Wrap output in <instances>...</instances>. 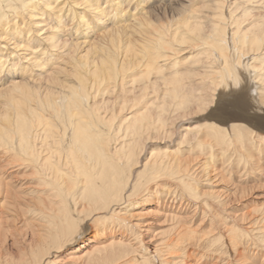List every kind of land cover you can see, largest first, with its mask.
I'll use <instances>...</instances> for the list:
<instances>
[{"label":"bare ground","instance_id":"1","mask_svg":"<svg viewBox=\"0 0 264 264\" xmlns=\"http://www.w3.org/2000/svg\"><path fill=\"white\" fill-rule=\"evenodd\" d=\"M158 1L0 0V264L264 263V208L213 216L219 172L182 156L194 107L197 147L264 149V0Z\"/></svg>","mask_w":264,"mask_h":264},{"label":"rangeland","instance_id":"2","mask_svg":"<svg viewBox=\"0 0 264 264\" xmlns=\"http://www.w3.org/2000/svg\"><path fill=\"white\" fill-rule=\"evenodd\" d=\"M154 1L155 0H151V3H153ZM160 1H163V5H167V4L170 3L169 0H160ZM160 1L155 3L156 6L159 4ZM175 3H177V2H175ZM174 5L176 6V4H174ZM156 6H153L151 4L149 7L153 8L154 10H156ZM168 13H169V11H168ZM159 17L163 18L162 26H166V25L170 24V21L173 20V18H177V16H172L171 14L160 15ZM155 19L153 20L154 23L159 24L158 21H156ZM19 80L23 81V78L20 77ZM246 90H245V95L246 96H251V91H248V89H246ZM252 98H253V96H252ZM258 98H259V96L258 97L255 96L254 97L255 101H252L253 102L252 104L260 105ZM215 102H216V100H215ZM189 112H191V113H189ZM203 114L204 113L202 112L201 108L196 109L195 107L192 108L191 110H189L188 112H186L184 118H187V122H186V124L184 126H190L191 127L192 125H195V127H194L193 131L190 134H188L190 137H188V135H186V137L184 139H182V149L185 150V151H183L184 154H182V156H187L190 159H194V160L196 159V161H199L200 163L202 162L203 167L205 168L204 169L205 172H206L205 174H208V175L210 174V176H212V175L217 174L219 172V177H220L219 179H221V182H217V185H215L216 183L215 184H209V185H205L204 183H202V184L199 183V185H197L198 183L196 184V182L193 183V185L195 184L194 185L195 189L198 191L199 195L203 196V198L206 197V193L209 192L207 190L210 189V195H211L210 198H209L210 204H215L214 199H215V194H216L215 193L216 188H218V189H224L225 188L224 189V195H223V197H220L219 200H221L222 202H226V204H223V206H221L220 208L217 207L212 212V215L215 216V215L220 214V213L221 214H227L231 218V220H233L232 224H230V225H233L238 230H242V228H244V226L242 225V223L240 221L235 220V217H236L235 214L236 215L237 214H243L245 212L247 213L248 211L257 210V209H260L261 206L264 208V204H263V202H264L263 200L264 199L262 198V195H261V193H262V191L264 189V182H263L264 181V152H263L264 149H262V152L258 156H257V153L255 151V150H257V148H255V149L253 148L251 151L249 150L248 153L241 152V151H239V152L238 151H233V150H230V149L226 150L225 153H224V149L223 148L220 149V146L215 142L213 137L210 136L211 137L210 138L209 136H206V135L202 139L203 140V146H204V147L202 146L203 149L200 146L197 147V144H195L196 143L195 135L198 132V130L202 131L204 129V126L202 125L203 124L202 122H205V120L200 118V117H202ZM190 116H191V118H190ZM173 117H175V115L170 117V119H169L171 122L174 120ZM189 121H190V123H189ZM237 121H240V120H237ZM192 128H193V126H192ZM195 129H197V131H195ZM191 137H192V139H191ZM185 141L186 142L188 141V142L184 143ZM210 143H212V144L210 145ZM183 144H185V145H183ZM207 144H208V146H207ZM262 147L264 148V145ZM197 148H199V149H197ZM189 149H191L192 151L189 150ZM219 151H220V153L223 152L225 157L223 156V154L220 155ZM210 152H212V153H210ZM215 152L219 153V154H215ZM232 153H234L233 154L234 156L232 155ZM207 154H210V155L208 156ZM236 154L237 155L239 154V155L237 156ZM242 154H243V156H242ZM218 155H219L220 158L218 157ZM215 156H217L218 159H216ZM226 156H227V158H226ZM230 156L232 157L233 160L231 159ZM199 157H201V158H199ZM239 157H241V159H239V161H238L237 158H239ZM249 157H250L251 160H254L255 162L251 161V160H248ZM228 158H230V159L228 160ZM244 158H247V159L245 160ZM243 160L248 161V162H244ZM221 161L223 163H221ZM227 162H230V164L228 163V166H227ZM249 162L251 163V166L249 165L250 167L248 168L247 164H250ZM231 163H233V164H231ZM254 165H255V167H254ZM246 166H247V169L250 171V175L247 178H243L242 174H240L239 171H240L241 168L247 170ZM252 168H255V169H252ZM216 169H217V171H216ZM221 170H223V172ZM213 171H216L217 173L216 172L214 173ZM225 171L228 172V173H224ZM201 176H203V175H201ZM225 176H227L226 180H225ZM223 177H224V179H223ZM260 178H261V180H260ZM202 185H203L204 188L202 187ZM206 198L208 199V197H206ZM217 204H215V205H217ZM25 207H26V204L24 202H21V204L19 206H17V209H18L17 214H19L21 216L22 222H23V211H21V210L23 208H25ZM144 207H147L148 209L150 208L147 205H144ZM24 214H25V212H24ZM200 215H201L200 213H197L196 216H194L193 218H191L189 220H191L192 225H194V226H196V225L198 226V224H200V226H198V228H201L203 230V233H204V231L207 232L212 227H217L215 225H207V223L203 222L204 220L201 219ZM151 218L154 219V222L151 225L152 228H155V227L160 228V229L166 228L165 227L166 225H163V223H159V221L157 220V218H158L157 216H153ZM13 225H16L18 227L19 233L22 230L24 231L26 229V227H27V225H25L26 226L25 227L23 224L19 225V224H17L14 221L12 223V226ZM23 226H24V228H22ZM165 230H168V229L166 228ZM93 234H94V232L89 230V232L84 233L82 236H80V238H83V239L87 238V237L92 238ZM90 244H92V243H90ZM8 247L11 248V250H14L11 246H9V242L4 244V249L2 250L3 253H2V255H0V259H1L0 262H2V261L5 262V260H4L5 258H10V256H11V255H9L10 249ZM86 249H90V247L86 246ZM242 249L243 248L241 246H239V249L237 251H240V252L246 251V250H242ZM228 252H229V254L233 253L232 255H230V260H231V258L233 260V261L232 260L230 261V264L231 263L235 264L234 262H236L237 255L233 256L235 254H234V251H233L232 248L230 250L228 249L227 252L225 253V255H227ZM181 253L182 254L185 253L186 255H200L199 246L196 245V244L192 245V246H190V244H187V245L184 246V249H183V251ZM247 253H248V251L243 253L242 255H246ZM251 253H254V252H253V249L249 246V253H248L249 256L248 255H246V256H248V257L252 256ZM263 253H264V251H263ZM253 255H260V254H253ZM61 256H63V255H61ZM248 257H247V259H249ZM254 259H256V257L253 258V260ZM259 260L260 259H258V261Z\"/></svg>","mask_w":264,"mask_h":264}]
</instances>
